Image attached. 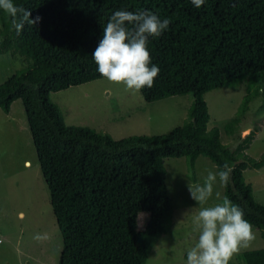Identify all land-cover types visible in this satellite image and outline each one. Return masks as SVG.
Returning <instances> with one entry per match:
<instances>
[{
    "label": "trees",
    "instance_id": "trees-1",
    "mask_svg": "<svg viewBox=\"0 0 264 264\" xmlns=\"http://www.w3.org/2000/svg\"><path fill=\"white\" fill-rule=\"evenodd\" d=\"M41 17L19 35L0 11V53L21 61L22 69L0 84V109L8 114L22 103L49 205L63 239L58 264H146L154 238L172 229L173 205L164 159L185 158L191 168L199 156L233 167L227 196L264 240V206L250 197L243 172L253 131L237 148L207 130L204 94L217 89L247 95L235 117L223 126L235 135L247 104L264 92V0H14ZM116 10L150 11L168 18L169 29L149 38L152 64L160 68L151 89L141 95L152 103L170 97L192 98L184 123L168 134L112 141L87 128L66 127L50 94L105 79L92 59L102 31ZM211 153V156L208 155ZM140 218H144L140 226ZM244 264H264V249L241 256Z\"/></svg>",
    "mask_w": 264,
    "mask_h": 264
},
{
    "label": "rangeland",
    "instance_id": "rangeland-1",
    "mask_svg": "<svg viewBox=\"0 0 264 264\" xmlns=\"http://www.w3.org/2000/svg\"><path fill=\"white\" fill-rule=\"evenodd\" d=\"M21 61L0 53V84L22 69ZM246 84L237 90L217 89L204 94L209 121L207 130L220 131V140L237 148L253 131L244 154L260 162L264 154V92L247 104L240 117L237 133L224 134L223 126L235 117L247 95ZM66 127L92 130L112 141L133 137L168 134L180 127L187 118L192 98L170 97L147 103L141 92L127 90L123 84L106 79L50 94ZM211 156V153L208 157ZM185 158L164 159V175L168 195L173 205V225L166 235L154 238L146 264H186L187 252L198 242V229L192 217L200 207L213 206L223 200L219 182L206 204H197L189 186L203 183L208 171H215L209 158L199 156L193 167ZM244 182L251 194L241 192L242 199L251 198L264 206V166L256 169L251 163L243 172ZM144 218H140L143 226ZM39 235L41 238L36 239ZM250 247L234 255L229 264H244L241 256L264 249L260 232L255 231ZM63 239L49 205V191L42 179L22 103L14 101L8 114L0 109V264H58Z\"/></svg>",
    "mask_w": 264,
    "mask_h": 264
},
{
    "label": "clouds",
    "instance_id": "clouds-1",
    "mask_svg": "<svg viewBox=\"0 0 264 264\" xmlns=\"http://www.w3.org/2000/svg\"><path fill=\"white\" fill-rule=\"evenodd\" d=\"M191 3L200 8L205 0H191ZM0 11L9 17L17 35L26 24L34 26L41 20L39 16L31 18V10L17 5L14 0H0ZM170 23V19H161L150 11L116 10L92 53L96 71L107 81L123 84L134 93L151 89L160 68L152 64L149 38H159ZM232 172L233 167L227 162L217 166L215 171H208L202 184L189 186L191 198L197 204H206L217 182L227 188ZM192 223L194 230L198 229V242L187 252L186 264H229L234 255L250 247L256 238L253 225L245 219L244 209L227 196L213 206L200 207Z\"/></svg>",
    "mask_w": 264,
    "mask_h": 264
}]
</instances>
